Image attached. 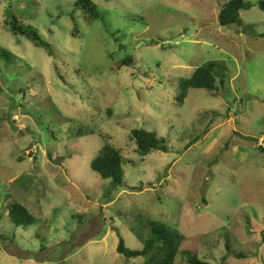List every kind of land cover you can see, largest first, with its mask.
<instances>
[{"label":"rangeland","instance_id":"rangeland-1","mask_svg":"<svg viewBox=\"0 0 264 264\" xmlns=\"http://www.w3.org/2000/svg\"><path fill=\"white\" fill-rule=\"evenodd\" d=\"M76 1L0 0V264H143L117 247L120 235L142 250L150 221L184 235L176 264H264L260 0L233 26L219 21L231 0H93L91 22ZM14 16L53 57L9 31ZM209 62L224 84L179 104L180 82ZM135 129L169 151L141 157ZM105 144L126 161L123 186L91 167ZM15 203L36 225H13Z\"/></svg>","mask_w":264,"mask_h":264},{"label":"trees","instance_id":"trees-1","mask_svg":"<svg viewBox=\"0 0 264 264\" xmlns=\"http://www.w3.org/2000/svg\"><path fill=\"white\" fill-rule=\"evenodd\" d=\"M75 6L82 11L88 22L97 21L100 18L98 6L93 0H77ZM259 8L264 12V0H260ZM251 4H247L244 0H231L227 3L219 14V21L222 26H233L240 18L242 10H249ZM6 25H8L6 23ZM9 31L13 35L26 37L31 43L53 57V47L50 43L43 40L37 29L30 25H25L22 21L14 16L13 22L10 24ZM3 51L0 58L9 59V55ZM134 63L132 56L124 58L119 65L121 67H130ZM225 69L217 62H209L198 68L190 78L180 82L181 94L178 97L179 104H183L188 97L189 91L192 89L215 91L218 79L224 84ZM131 138L136 142L138 153L141 157H147L153 151L167 153L169 148L164 138H159L156 133L148 132L143 129H135L131 132ZM253 141H256L253 138ZM264 154V148H260ZM126 164L121 152L111 145L105 144L99 155L92 161L91 167L102 179L111 181L114 187L123 186L125 184ZM9 218L15 227L29 228L36 225V218L23 205L15 203L9 210ZM144 233H149L148 237H142L144 247L142 250H132L127 247L125 240L119 235V243L117 252L127 260L144 258L143 264H176L180 249L185 241L184 235L164 223L150 221L145 227ZM4 241H9L3 236ZM10 242V241H9ZM12 243V242H10ZM44 248V247H43ZM227 251H231L229 243L226 245ZM242 256L239 254V257ZM189 264H211L201 260L196 255H191Z\"/></svg>","mask_w":264,"mask_h":264},{"label":"water","instance_id":"water-1","mask_svg":"<svg viewBox=\"0 0 264 264\" xmlns=\"http://www.w3.org/2000/svg\"><path fill=\"white\" fill-rule=\"evenodd\" d=\"M64 161V159H57L56 161H53V164L59 165Z\"/></svg>","mask_w":264,"mask_h":264},{"label":"built area","instance_id":"built-area-1","mask_svg":"<svg viewBox=\"0 0 264 264\" xmlns=\"http://www.w3.org/2000/svg\"><path fill=\"white\" fill-rule=\"evenodd\" d=\"M260 140V139H259ZM264 140V139H263ZM261 145L263 146H261L262 148H264V141H263V143H262V141H261ZM260 147V146H259Z\"/></svg>","mask_w":264,"mask_h":264}]
</instances>
